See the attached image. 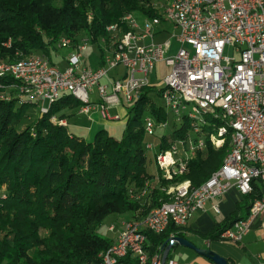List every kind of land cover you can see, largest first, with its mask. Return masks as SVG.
<instances>
[{
  "label": "trees",
  "instance_id": "16d2710c",
  "mask_svg": "<svg viewBox=\"0 0 264 264\" xmlns=\"http://www.w3.org/2000/svg\"><path fill=\"white\" fill-rule=\"evenodd\" d=\"M155 1L0 0V62L41 56L54 66L52 55L60 48L75 51L87 42L101 53L103 66V46L128 30L122 23L125 16L161 18ZM115 25V33L107 31ZM62 40L70 44L63 46ZM149 92L143 87L126 109L120 141L100 131L92 143L51 122H63L81 107L68 94L34 120L28 111L36 110L35 105L0 101V264H99L113 244L98 234L106 221L141 220L168 201V187L187 181L198 188L221 168L229 146L211 145L209 137L222 124L207 118L204 148L186 160L182 175L165 180L148 174L142 117L149 114L157 124L167 120L150 103ZM24 120L29 124L20 129ZM189 132L184 119L179 129L159 139L154 158L173 142L186 140ZM258 195L243 198L208 239L218 240L221 231L241 219L239 214L247 215ZM180 231L169 226L158 236L147 234L149 256L159 254L172 234L181 237ZM124 262L136 264L129 257Z\"/></svg>",
  "mask_w": 264,
  "mask_h": 264
},
{
  "label": "built area",
  "instance_id": "2783aa9c",
  "mask_svg": "<svg viewBox=\"0 0 264 264\" xmlns=\"http://www.w3.org/2000/svg\"><path fill=\"white\" fill-rule=\"evenodd\" d=\"M161 18L179 34L180 49L168 57L169 42L161 45L140 46L152 39L153 29L160 24L158 17L145 23L137 35L138 25L133 15L122 19L128 30L111 42L104 65L92 70L81 65L83 42L67 59L63 71L50 65L41 56L20 61L0 62V101H17L35 105L40 115L47 114L60 95L68 94L81 104V113L99 108L106 120L107 111L123 101L131 104L148 85V76L163 62L170 74L163 80L161 97L165 106L181 124L189 121L190 131L198 138L173 142L169 150L155 156L162 178L171 180L185 171L186 160L204 148L202 140L206 119L221 122L215 135L209 137L212 146L221 147L229 139V149L221 168L200 187L191 188L185 181L166 189L168 201L151 211L145 218L124 223L114 243L102 255L99 264H126L127 257L136 264H178L173 260L163 263V252L168 245H177L176 236L159 254L149 256L147 234L158 236L169 226L184 228L209 202L221 199L232 187L242 198L258 197L249 203L248 213L220 232L218 240L239 244L251 225L261 221L264 232V0H163ZM155 9L157 6L153 5ZM117 26L107 29L115 33ZM68 46V40H62ZM233 50L236 57L225 54ZM122 67L127 74L123 80L101 82L110 71ZM97 103L90 102L93 89ZM51 122L55 123V119ZM59 126L65 127L63 122ZM154 122L147 118L144 131L153 137ZM178 145L189 147V156L182 158ZM146 150H153L152 144ZM257 189V191H256ZM145 193H142V196ZM218 213V206L211 207ZM114 226L109 227L114 232Z\"/></svg>",
  "mask_w": 264,
  "mask_h": 264
},
{
  "label": "crops",
  "instance_id": "0c3cea01",
  "mask_svg": "<svg viewBox=\"0 0 264 264\" xmlns=\"http://www.w3.org/2000/svg\"><path fill=\"white\" fill-rule=\"evenodd\" d=\"M155 5L158 8L159 14L162 15L163 9H160V7L164 6L163 0H156ZM140 16L142 18L141 24L138 23L136 19V14L133 15L138 25V30L136 31L137 35L141 34V32L144 30L145 23L151 19L143 15H140ZM160 19H161L160 24L153 29L152 39L146 38L143 41H141L139 45L140 46H149L150 44L161 45L165 42H169V50L167 51L166 55L168 57H171V56H174L181 47L180 44L176 40V37L179 34V32L177 30H174L173 27L168 22H166L162 18ZM172 42H175V44L177 45V50L175 51V53L172 49ZM102 44L104 45V43ZM70 50H71L70 55H72L74 53V50L72 49ZM110 50H111V46L104 45L103 46V57L108 56ZM81 65L87 68V66L83 65L82 63ZM54 66L57 67L55 64ZM99 66H100V61H99ZM101 67L102 66H100L99 68ZM163 67L164 68L166 67L165 64L163 62H160L155 66L154 70L149 74V76H151L153 81H155L156 83L158 82V83L163 84V80L166 78L165 77L164 79L161 80V77H160V71H161V68ZM99 68H95L92 70H97ZM126 74L127 72L124 68L118 67L115 70L110 71L107 75L108 76L107 79L103 80L101 84H107L108 80L110 81L123 80ZM147 86L150 88V92L147 94V97L149 99L150 93L154 92L155 84H152L151 81H149L148 79ZM163 89L160 91H157L156 93L158 97H160L161 99H162L161 93ZM136 100L137 99H135L131 104H126L122 101L120 106L108 109L107 113L109 117L113 119L118 118L117 120L103 119L100 115L99 108H96L87 114L81 113L80 108H79L73 115L68 114L69 117L64 121V125L66 128H68V125H69L68 121L72 119L74 120L76 118L74 116L77 115L78 117L86 118L85 122L86 124H89V127L87 129L88 132L91 133L93 132L94 129L97 131V133H99L100 131L106 132L104 128L107 126H113L117 124L125 125L126 116H127L126 109L131 107ZM90 102L93 104L97 103L96 88L93 89V92L90 96ZM150 103L153 104L156 108L162 109V111L165 114H166V111H165L166 109L169 112H171L165 106L164 101H163L164 105H157L151 100H150ZM166 117H167V114H166ZM173 117L175 119V122H177L176 117L174 115ZM147 118L151 119L154 122L155 129H160V128H164L167 126L166 124L167 120L164 123L157 124L156 121L153 120L152 116H150L149 114L147 115L146 119ZM143 126H144V121H143ZM242 199L243 198L239 195L237 190L232 187L231 189L228 190V192L221 199L209 202L206 205L205 210L203 212H197L190 219L188 224L184 228L181 229L180 234L182 236L179 238L189 242L191 245H193L197 249L210 250L217 256L225 259L228 264H264V232L261 230V221H256L251 225L249 232L242 238L239 244H230L226 242H221L219 240L208 239V236L211 234V232L216 227L220 226L225 220H227L231 215L235 213L236 208L238 204L241 203ZM213 205L218 206V210H219L218 213H214L212 211L211 207ZM239 216L241 218H244L246 214L243 212L239 214ZM132 221H135V220L130 219V217H123V218L118 219L115 222H111L108 225V227L105 229V234L114 243L118 232L121 231L123 228L122 225L124 223L132 222ZM111 226H114L115 228L114 232L109 231V227ZM167 260H173L178 264H212L207 259L201 256H198L192 250L184 248L180 245H174L171 248L168 254Z\"/></svg>",
  "mask_w": 264,
  "mask_h": 264
},
{
  "label": "rangeland",
  "instance_id": "374dc122",
  "mask_svg": "<svg viewBox=\"0 0 264 264\" xmlns=\"http://www.w3.org/2000/svg\"><path fill=\"white\" fill-rule=\"evenodd\" d=\"M136 19L139 24L142 23V18L139 14H136ZM172 49L175 53V51L177 50V45L175 44V42H172ZM70 52L71 50L69 48H60L55 54L52 55V62L57 66L59 70L63 71L67 68V63L65 60L66 58L70 56ZM225 54L232 58L236 57L233 50L226 49ZM100 55L101 53L98 51V49L95 46L91 45L90 43H87L85 50L81 53V63L87 66V68H91V69L99 68L100 67L99 66ZM169 74H170V68L168 67L161 68V71H160L161 80L167 77ZM148 79L149 81H151L152 84H155L154 92L150 93L149 99L152 102L156 103L157 105H164L163 100L160 97H158V95L156 94L157 91H160L163 89L164 85L162 83H158V82L156 83L155 81H153L151 76H148ZM165 111L167 114V123H166L167 126L164 128L155 129L154 136L150 138H146L145 140L144 150H145V154L147 157V172L148 174L152 176H156L157 173L159 176H162V173L156 167L155 158H154L155 151L157 148L156 147L157 142L162 137L168 134H172L174 130H177L180 128V124H178V122H175V119L172 113L169 112L167 109ZM28 114L32 116L33 120L39 116V113L35 109L28 111ZM74 117H76L74 120L72 119L68 121L69 125L67 128V131L71 133L75 138L84 139L85 142L92 143L94 141L97 131L94 129L93 132L91 133L88 132L87 129L89 127V124H86L85 122L86 118H81V117H78L77 115ZM146 117L147 115L144 114L142 117V121H145ZM152 119L155 120L154 117H152ZM55 123L58 124L59 122L55 121ZM28 124L29 122L27 120H24L21 123L19 128L21 129ZM104 130H106L108 136L114 138L115 140L120 141L124 137L125 125L117 124L113 126H107L104 128ZM194 139H195V135L192 132H189L187 143H192ZM148 143L152 144L153 150L151 151L146 150V145ZM224 144H228L229 146L228 138L225 140ZM177 147H178L179 154L182 156V158H186L189 156L188 151H185L189 147L188 145L185 146L186 148L185 150L183 149V146L181 145H178ZM109 224L110 223L108 221L104 223V225L102 226V230L98 232L100 236L104 237V234H105L104 231L108 227ZM43 235L44 234H42V236Z\"/></svg>",
  "mask_w": 264,
  "mask_h": 264
},
{
  "label": "water",
  "instance_id": "95a60500",
  "mask_svg": "<svg viewBox=\"0 0 264 264\" xmlns=\"http://www.w3.org/2000/svg\"><path fill=\"white\" fill-rule=\"evenodd\" d=\"M177 242V245H180L184 248H187L189 250H192L193 252H195L198 256H201L205 259H207L208 261H210L212 264H228L227 261L219 256H217L216 254H214L213 252H211L210 250H200L197 249L196 247H194L193 245H191L189 242L181 239V238H176L175 239ZM173 246L172 245H168L163 252V263L167 260L168 258V254L171 250Z\"/></svg>",
  "mask_w": 264,
  "mask_h": 264
}]
</instances>
